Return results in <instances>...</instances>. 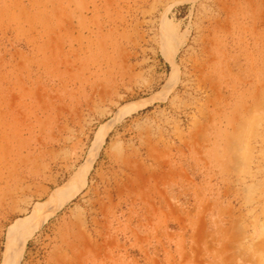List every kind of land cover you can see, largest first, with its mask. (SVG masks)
Returning <instances> with one entry per match:
<instances>
[{
  "label": "rangeland",
  "instance_id": "374dc122",
  "mask_svg": "<svg viewBox=\"0 0 264 264\" xmlns=\"http://www.w3.org/2000/svg\"><path fill=\"white\" fill-rule=\"evenodd\" d=\"M16 221L17 264H264V0H0V264Z\"/></svg>",
  "mask_w": 264,
  "mask_h": 264
},
{
  "label": "bare ground",
  "instance_id": "6f19581e",
  "mask_svg": "<svg viewBox=\"0 0 264 264\" xmlns=\"http://www.w3.org/2000/svg\"><path fill=\"white\" fill-rule=\"evenodd\" d=\"M140 104H129L126 106H123L119 109V111L115 114L114 120H117L118 118L130 113L132 110H135ZM111 122H108L106 124V127H109ZM23 221H16L13 226L10 227L11 230L19 231L20 233L13 239L9 240L6 245V249L4 252V260L7 264H17L19 261V258L21 256V253L24 248V244L27 240V238L31 235L32 230L29 228H22Z\"/></svg>",
  "mask_w": 264,
  "mask_h": 264
}]
</instances>
